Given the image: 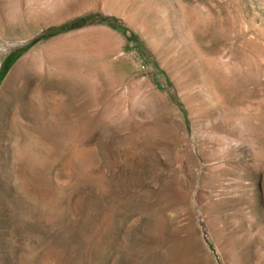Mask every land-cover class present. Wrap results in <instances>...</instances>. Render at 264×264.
<instances>
[{"label":"rangeland","instance_id":"1","mask_svg":"<svg viewBox=\"0 0 264 264\" xmlns=\"http://www.w3.org/2000/svg\"><path fill=\"white\" fill-rule=\"evenodd\" d=\"M62 32L0 96V264H264V0H0V87Z\"/></svg>","mask_w":264,"mask_h":264},{"label":"bare ground","instance_id":"2","mask_svg":"<svg viewBox=\"0 0 264 264\" xmlns=\"http://www.w3.org/2000/svg\"><path fill=\"white\" fill-rule=\"evenodd\" d=\"M51 6V4L46 6V9H48ZM48 25H45L44 27H47ZM40 28L37 32L32 33L31 35H28L24 37L22 42L20 44L26 43L29 39H31L35 34H38L41 29ZM49 29V28H47ZM65 32L59 33L51 38H45L39 42H37L33 47H31L21 58L20 60L14 65V67L9 71L7 77L5 78V81L0 87V96L3 95L6 99H9L11 94L14 93L13 91L15 89H25V85L23 83L25 73L29 70H38L44 67V61L47 60V57L56 50V45L61 37H64ZM61 41V40H60ZM16 42V41H15ZM98 42V41H97ZM100 43V42H98ZM14 45V43H12ZM18 42L15 43V46H17ZM19 45V44H18ZM46 63V62H45ZM52 67V66H51ZM31 71V70H30ZM43 70H41L42 72ZM47 71V70H46ZM36 72V71H35ZM28 73V72H27ZM26 73V74H27ZM37 73V72H36ZM39 73V72H38ZM27 79V78H26ZM27 81V80H26ZM34 81V79H33ZM36 83V81L34 82ZM27 87V86H26ZM35 87V86H34ZM41 87V86H40ZM33 89V88H32ZM32 91V90H31ZM19 92V91H18ZM21 92V91H20ZM35 92V91H34ZM128 92H124L123 98L126 101H136L141 99L139 96H136L134 98L128 97ZM20 94V93H17ZM34 100L30 103V107L33 109H36V107H39L38 103V96L33 93L32 97H34ZM122 96V95H121ZM3 97V98H4ZM15 97V96H14ZM31 97V96H30ZM2 98V97H1ZM4 98V99H5ZM39 104V105H38ZM54 104V103H53ZM52 104V105H53ZM54 106H57L54 104ZM31 109V108H30ZM29 111V110H28ZM31 113V112H30ZM33 113V112H32ZM34 113L37 114V112L34 111ZM40 113V112H39ZM36 117V116H35ZM39 117V116H37ZM41 118V116H40ZM40 120V119H39ZM43 121V120H42ZM40 124V123H39ZM40 131V130H39ZM32 156V155H30ZM28 157V154H27ZM30 158V157H29ZM34 158V157H33ZM30 160H33L30 158Z\"/></svg>","mask_w":264,"mask_h":264}]
</instances>
